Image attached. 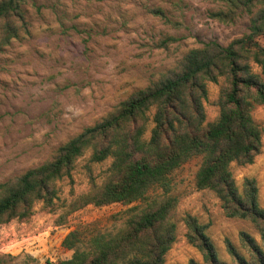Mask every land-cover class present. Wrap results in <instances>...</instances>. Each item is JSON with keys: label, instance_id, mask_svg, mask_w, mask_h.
Instances as JSON below:
<instances>
[{"label": "rangeland", "instance_id": "1", "mask_svg": "<svg viewBox=\"0 0 264 264\" xmlns=\"http://www.w3.org/2000/svg\"><path fill=\"white\" fill-rule=\"evenodd\" d=\"M25 18L19 36L0 49V184L51 158L56 150L86 127L106 117L135 91L160 81L177 69L192 48L216 40L224 46L250 32L252 15L233 0H21ZM219 11L229 14L215 16ZM162 13V14H161ZM228 17V18H227ZM3 22L0 21V38ZM264 46V33L257 36ZM253 71L261 67L250 60ZM224 77L208 81L203 100L205 123L220 114L219 98ZM150 121L146 136L154 123ZM253 116L263 129L262 147L248 164L231 168L242 188L245 178L256 179L259 204L264 208V104ZM89 149L76 161L70 176L57 182L55 209L37 201L32 214L0 226V258L6 264H57L73 256L63 245L75 228L84 232L82 246L92 234L118 230L130 208H142L162 195L155 188L148 200L131 204H88L72 211L71 203L108 174L112 158L91 161ZM200 157L185 162L173 173L172 192L178 197L174 215L177 238L164 264L204 263L202 253L189 242L185 216L192 214L208 223L207 234L221 261L234 264L226 246L230 239L245 255L240 238L247 231L258 242L254 224L229 217L211 189L196 186ZM126 264V263H122Z\"/></svg>", "mask_w": 264, "mask_h": 264}, {"label": "trees", "instance_id": "2", "mask_svg": "<svg viewBox=\"0 0 264 264\" xmlns=\"http://www.w3.org/2000/svg\"><path fill=\"white\" fill-rule=\"evenodd\" d=\"M233 1H241L248 12L256 3L264 2ZM215 16L224 18L229 14L219 11ZM0 21L1 49L18 37L23 27L21 0H0ZM263 33L264 7L252 15L248 34L227 46L210 40L190 49L170 74L135 91L102 120L61 145L42 164L1 183L0 226L15 218L29 217L40 200L46 209H55L57 182L70 176L77 159L91 149V161L111 157L112 162L104 181L99 185L92 180L91 189L71 203L72 211L88 204L148 200L155 188L162 189L163 194L142 208H130V215L118 230L92 234L89 247L82 246V229L70 231L63 245L74 249L73 256L57 264H164L177 238L174 215L178 197L172 192V175L185 162L200 157L196 186L213 190L229 217L250 220L260 233L258 242L247 231L240 232L246 255L226 239L234 264H264V208L259 204L256 179L245 178L240 188L231 168L233 162L252 163L262 147L263 129L252 111L264 104V46L257 40ZM250 60L260 65V73L253 71ZM220 77L226 80L219 98L220 114L205 123L207 82H217ZM152 109L154 125L147 137ZM184 219L189 242L204 258V263L191 259L190 264H228L219 259L207 234L209 224L201 223L192 214ZM0 264L6 262L0 258Z\"/></svg>", "mask_w": 264, "mask_h": 264}]
</instances>
